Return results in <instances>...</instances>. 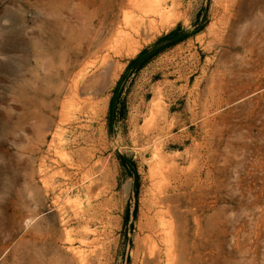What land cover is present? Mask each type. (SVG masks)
<instances>
[{
  "label": "rangeland",
  "instance_id": "obj_1",
  "mask_svg": "<svg viewBox=\"0 0 264 264\" xmlns=\"http://www.w3.org/2000/svg\"><path fill=\"white\" fill-rule=\"evenodd\" d=\"M102 1L76 27L104 66L53 0H0V264H264V0Z\"/></svg>",
  "mask_w": 264,
  "mask_h": 264
},
{
  "label": "bare ground",
  "instance_id": "obj_2",
  "mask_svg": "<svg viewBox=\"0 0 264 264\" xmlns=\"http://www.w3.org/2000/svg\"><path fill=\"white\" fill-rule=\"evenodd\" d=\"M67 1V0H66ZM102 1V0H101ZM107 1V0H106ZM129 1V0H128ZM138 0H135V2H137ZM77 2V4L75 5V6H73V4L71 5V9L69 10V8L68 7H70V6H67V5H65L67 2H65V4L64 5H61V3H59V1L58 0H53V4L48 8V13L51 15V17H50V19H48L47 17H43L42 19H40V21L41 22H45V21H47V20H49V22L53 25V27H54V29H55V31L56 32H58L59 34H63V33H65V31L66 30H74L75 29V34H74V37L76 36L77 38L76 39H80V41H79V43H80V45L77 47V50H74V51H76V53H78V54H83V53H89V51L91 50V48L92 47H95L94 48V50L92 51V53L94 54V56L97 58V60H94L91 64H96L98 61H100L99 63L101 64V65H103V64H105V62H106V60H107V58L110 56L109 55V50L111 49L110 47H111V45H109V42L111 41V39L113 38V37H111V34H110V36H107V39H106V41L104 40V41H101V40H98L96 37H97V33H95V32H97L98 31V33H99V30L97 29V31H94V30H96V29H94L92 26H91V28H93L94 30H87L85 33H89V32H93V36H95V37H92V35H90V33H89V35L92 37H90L88 34H86V36H84V37H86V40H85V42L83 43L82 41H81V32H79V29L76 27V26H78L79 25V22L80 21H88V19L89 18H91L90 17V14H89V12L87 13V10L86 9H84L83 10V8H82V6H83V4L85 3V6L84 7H86V5H89L90 6V4L92 5V4H94L95 2H96V0H80L79 2L78 1H76ZM82 2H84L83 4H82ZM99 2H100V0H99ZM103 2V1H102ZM124 2V1H123ZM122 2V3H123ZM131 2H132V0H131ZM135 2H133V4L135 3ZM101 3V2H100ZM99 3V5L101 6V4L102 5H105V4H103V3H101L100 4ZM109 3V2H108ZM160 3H162V2H160ZM82 4V5H81ZM164 4V3H163ZM156 5V4H155ZM67 6V9H68V11H70L69 12V14L68 15H64V9H65V7ZM73 6V7H72ZM93 7H95V4L94 5H92ZM91 6V7H92ZM157 6V5H156ZM156 6H153V8L151 9V11H149V14H151V16L150 17H152V15L154 14L156 17H159L160 19H162L163 18V13H164V8L162 9V7H161V5H159L158 7H156ZM92 7V8H93ZM97 7H98V5H97ZM101 7H103V6H101ZM90 8V7H89ZM66 9V10H67ZM86 10V11H85ZM93 10H96V7H95V9H93ZM91 11V12H94V11ZM101 10V9H100ZM104 10V9H103ZM108 10V9H107ZM96 12V11H95ZM99 12V11H98ZM107 13V12H106ZM92 14V13H91ZM105 14V13H104ZM70 15H74V16H76V18H77V20H76V22L77 23H71V20L69 19V17L71 18V16ZM146 14H144V15H141V16H139L137 19H135V20H133L131 23H126V26H130V28H131V30H132V35H139V32H140V29L141 28H144L145 29V25H144V23H143V17L145 16ZM148 16V15H147ZM146 16V17H147ZM93 17V16H92ZM155 18V17H154ZM153 18V19H154ZM158 18V19H159ZM92 19V18H91ZM107 19V18H106ZM152 18H151V20H149V23H148V25H147V28H148V26H149V28H150V25L152 24L153 25V22L155 21V20H153ZM159 19V20H160ZM78 20H80V21H78ZM91 21V20H90ZM158 21V20H157ZM156 21V22H157ZM85 23V22H84ZM83 23V24H84ZM77 24V25H76ZM81 26H82V24H80ZM85 25V24H84ZM151 25V26H152ZM44 26V25H43ZM108 26V25H107ZM121 26V25H120ZM74 28V29H73ZM146 28V29H147ZM115 32V31H114ZM100 33H102V32H100ZM99 33V34H100ZM114 34V33H113ZM112 34V35H113ZM90 38H89V37ZM111 37V38H110ZM69 39L70 38H68L67 37V39H66V41H67V44H69ZM72 39V38H71ZM114 43L118 46L119 45V43H120V45H121V49H123V48H125L127 45H129L128 44V42L126 41H124V38L122 39V40H119L118 38L117 39H115L114 38ZM76 42H77V40H76ZM78 43V42H77ZM78 43V44H79ZM114 43H111V44H114ZM66 44V45H67ZM68 47L66 48V49H64V50H62L61 51V53L59 54L60 55V58H65L64 57V54H66L67 52L66 51H71V50H73V48L72 47H70V45H67ZM60 47V46H59ZM35 53H36V55L38 56V58H40L43 54H44V51L42 50V48H40V45L38 44V45H35ZM112 49H113V47H112ZM115 49V48H114ZM66 52V53H65ZM48 53V52H47ZM50 56V55H49ZM69 56V55H68ZM67 56V57H68ZM69 58V57H68ZM93 58V57H92ZM59 61V60H58ZM61 61V60H60ZM68 61V60H67ZM85 61V60H84ZM108 61V60H107ZM65 62V61H64ZM63 61L61 62V64L62 63H64ZM68 63V62H67ZM70 63V62H69ZM99 64V65H100ZM90 65V64H89ZM93 65V66H94ZM65 66V65H64ZM91 66V65H90ZM104 66V65H103ZM100 67H102V66H100ZM95 72V74L93 75V79H92V81H94V78H96V76H97V74H96V71H94ZM93 74V73H92ZM92 76V75H91ZM91 79V78H90ZM76 82V81H75ZM78 82V81H77ZM55 133V132H54ZM45 181V180H44ZM59 191H60V189H59ZM157 202V201H156ZM157 211H159V210H157ZM77 213L78 212H75V215H77ZM157 214V213H156ZM158 215V214H157ZM76 217V216H75ZM82 220H83V218H82ZM76 232V231H75ZM84 232V231H83ZM66 234H67V238L70 236V232L69 231H67L66 232ZM76 235V234H75ZM79 235V234H78ZM84 235V234H83ZM160 239V238H159ZM70 240V239H69ZM68 240V241H69ZM81 241V240H80ZM79 241V242H80ZM76 253H77V251H76ZM79 257H80V255H78ZM171 259V258H170Z\"/></svg>",
  "mask_w": 264,
  "mask_h": 264
},
{
  "label": "trees",
  "instance_id": "obj_3",
  "mask_svg": "<svg viewBox=\"0 0 264 264\" xmlns=\"http://www.w3.org/2000/svg\"><path fill=\"white\" fill-rule=\"evenodd\" d=\"M176 29H172L169 32H167L165 35H163L162 37H160L155 43H153L150 47H146V48H142L141 50H139L135 56H133L132 58H130L127 61V64L124 67V70L122 71V73L120 74L119 78L117 79L114 87L112 88V93L111 96L109 98L108 101V124L112 123L115 120V113L116 108L118 105L123 106L124 102L122 100H120L119 98V84L120 81L126 77H128V75L130 73L135 72L136 70H138L139 68H141L150 58H152L158 51L160 48L156 47L157 43L162 40V39H171L170 40V44L175 43L176 41L180 40L183 38L184 34H181L179 36H176ZM134 174L135 171L133 170Z\"/></svg>",
  "mask_w": 264,
  "mask_h": 264
}]
</instances>
